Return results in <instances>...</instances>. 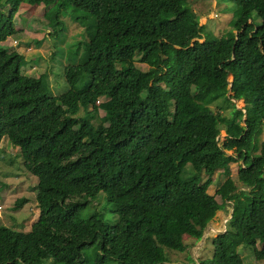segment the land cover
Instances as JSON below:
<instances>
[{
  "label": "trees",
  "instance_id": "1",
  "mask_svg": "<svg viewBox=\"0 0 264 264\" xmlns=\"http://www.w3.org/2000/svg\"><path fill=\"white\" fill-rule=\"evenodd\" d=\"M22 1L46 5L41 26L53 55L66 53L67 87L48 92L21 71L20 51L0 45V142L18 146L11 158L36 177L39 208L28 230L0 223V264H165V248L200 239L226 203V228L198 264H243L242 243L264 259V0H227L237 4L230 36L199 24L191 0H0V41L16 32ZM70 8L95 18L74 41L60 17ZM100 96L109 103L94 124ZM232 160L238 184L227 177L219 202L207 187ZM100 192L113 223L80 215Z\"/></svg>",
  "mask_w": 264,
  "mask_h": 264
},
{
  "label": "rangeland",
  "instance_id": "2",
  "mask_svg": "<svg viewBox=\"0 0 264 264\" xmlns=\"http://www.w3.org/2000/svg\"><path fill=\"white\" fill-rule=\"evenodd\" d=\"M191 5L199 17V24L204 25L214 36H230L233 34L231 21L235 19L237 4L227 0H191ZM46 5L43 2L39 4H29L22 1L19 5L17 13L13 16V22L16 32L9 35L5 40L0 41V45L7 49H16L20 51L26 58L27 62L21 67V71L33 76H39L41 87L45 81V89L53 94H57L66 89V80L62 73L64 63L67 61L66 53H54L53 42L47 36V30L41 26V16L46 11ZM84 14V16H83ZM83 13L77 8L67 9L62 12L60 17L64 19V33L67 39L75 40L85 35L87 28H95V18L92 14ZM80 16V18H77ZM82 16V17H81ZM81 22V23H80ZM82 24V25H81ZM12 39L17 43H12ZM57 39V38H56ZM62 53V54H61ZM136 64L142 68H147L145 63L136 61ZM231 75H228V79ZM238 108H240L243 118L251 117L252 111L244 108L242 99H234ZM109 103V98L100 96V101L96 102L97 110L91 111V119L94 124L98 123L100 116L105 112V108ZM219 141L225 136V130L220 125ZM258 144L264 140V127L258 134ZM4 147V153L0 154V223L13 225L15 228L28 230L31 223L37 220L39 209L34 203V194L36 186L34 183L35 176L28 177L24 173L23 165L20 164L19 157L11 158V154L18 151L6 139H2L1 146ZM231 152V151H228ZM241 160H232L230 164V172L227 174L223 169H217L213 176L212 182L207 187V191L213 194L216 199L221 202L225 201L228 194V188L225 184L227 177L233 178L238 184L236 171ZM26 196L30 199L21 207L13 209L16 197ZM96 199H92L86 203L81 209L80 215L85 217L91 215L93 211H100L104 218L113 223L116 219L115 215L109 212L107 206L104 205L103 194L100 192ZM230 205L226 203L222 209L217 210L214 217L208 222L200 239H196L191 234H184L183 238L187 246L185 249L176 251L165 248L167 251L168 262L165 264H174L176 262H184L185 264H198V259L209 255L212 250V236L226 228L227 220L230 216ZM262 241L257 240L256 247L261 248ZM238 251L243 257V264H264V259H256L253 250L248 244H240ZM187 256L192 257V261L187 260Z\"/></svg>",
  "mask_w": 264,
  "mask_h": 264
},
{
  "label": "clouds",
  "instance_id": "3",
  "mask_svg": "<svg viewBox=\"0 0 264 264\" xmlns=\"http://www.w3.org/2000/svg\"><path fill=\"white\" fill-rule=\"evenodd\" d=\"M14 40H15V39H12V43H15V44H16V43H17V40H16L15 42H14ZM97 99H99V101H100V97L97 98ZM97 99H96V102H97ZM99 101H98V102H99ZM4 139H6V138H4ZM6 140H7V139H6ZM1 141H2V140H1ZM0 144H1V142H0ZM12 145H13V144H12ZM13 146L18 148V146H16V145H13ZM18 149H19V148H18ZM34 203H35V202H34ZM35 205H36V204H35ZM36 206H37V205H36ZM1 208H2V205L0 204V210H1ZM38 209H39V208H38Z\"/></svg>",
  "mask_w": 264,
  "mask_h": 264
},
{
  "label": "built area",
  "instance_id": "4",
  "mask_svg": "<svg viewBox=\"0 0 264 264\" xmlns=\"http://www.w3.org/2000/svg\"><path fill=\"white\" fill-rule=\"evenodd\" d=\"M16 40H14V42H15ZM99 101V99H97V102Z\"/></svg>",
  "mask_w": 264,
  "mask_h": 264
}]
</instances>
